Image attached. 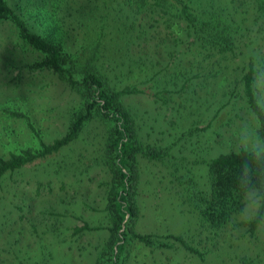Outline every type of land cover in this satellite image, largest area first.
Returning a JSON list of instances; mask_svg holds the SVG:
<instances>
[{
    "label": "trees",
    "instance_id": "16d2710c",
    "mask_svg": "<svg viewBox=\"0 0 264 264\" xmlns=\"http://www.w3.org/2000/svg\"><path fill=\"white\" fill-rule=\"evenodd\" d=\"M1 36L16 39L12 50L0 46V69L11 74L19 68L17 88H28L25 74L38 72L37 78H51L48 87L62 84L66 103L47 114L48 127L62 121L56 128L64 129L51 141L25 97L4 112L8 124L1 134L8 143L0 148V205L7 200L12 206L25 183L38 191L56 179L65 185L67 174L88 161V172L97 168L109 178L110 237L96 264H120L134 243L153 251L183 248L205 263V253L187 236L136 230L139 160L170 168L177 160L174 147L192 140L189 163L208 168L206 183L170 172V183L187 187L190 211L198 215L192 236L215 244L233 224L257 235L264 214L237 219L255 200L264 205V153L255 156L245 147L253 104L250 69L264 61V0H0ZM256 100L262 103V95ZM152 121L166 126L159 135L174 141H152ZM23 133L30 141L25 148ZM32 165L53 168L55 179L25 180L22 171ZM23 217L0 221V235ZM7 255L16 264H31V256ZM53 260L51 253L35 264Z\"/></svg>",
    "mask_w": 264,
    "mask_h": 264
},
{
    "label": "rangeland",
    "instance_id": "374dc122",
    "mask_svg": "<svg viewBox=\"0 0 264 264\" xmlns=\"http://www.w3.org/2000/svg\"><path fill=\"white\" fill-rule=\"evenodd\" d=\"M9 39L7 36H1L0 46L12 50L16 39L12 41ZM11 63H13L12 67L20 65L17 62H10V65ZM1 67L0 145L8 143L7 135L1 134L5 132L4 127L8 124L3 117L6 116L4 112L11 108L20 97L26 98L27 108L31 111L32 117L37 116V124L42 128L46 141L53 140L59 132H63L64 129L61 127L56 128L62 124V121L56 122V126L52 124L49 127L45 121L48 119L47 114L50 109L59 106L60 102L64 105L66 103L65 89L62 84L58 82L56 87L54 85L48 87L51 78H37L38 72L36 74L27 72L25 74L27 80L24 82L28 83V88L21 91L15 84L19 68L16 67L9 74L8 71H4L3 66ZM43 86H46V90L39 95V89ZM134 104L142 109L151 110L149 103L145 101L136 99ZM262 104H264V95H262ZM150 116L152 120L156 117L153 111ZM150 123L156 127V131L152 133V141L162 140L165 145L174 141L168 137V134L159 135V132L166 130V126L158 121ZM94 127H97V124ZM100 130L94 129V131ZM146 130L151 131L150 128ZM90 140L93 141V136ZM20 141L23 148L30 143L24 133ZM184 141L178 147H174L172 153L177 156V160L170 165V168L158 162L142 158L139 160L136 199L140 209V219L136 230L141 234L160 233L187 236L192 246H197L205 253L206 262L201 263L197 256L191 255L183 248L153 251L140 243H134L126 250L123 255L124 259L121 258L119 263L243 264L245 260H251L252 264H264V223L258 229L256 236H252L245 228L236 227L234 229L233 224L228 232L217 236L215 244L205 241L204 235L192 236V230L198 223V215L190 211L192 207L188 202L187 187L170 183V172L182 176V181L185 175L186 178H194V181L204 185L208 168L205 166L193 168L190 164L194 159L190 144L192 140L189 144H185ZM208 157L209 155H206L205 158ZM87 162L81 170L74 174H67L64 179L65 185L57 182L56 179L49 187L38 191L35 185L25 183L19 189L18 199H15L16 202H13L12 206L6 204L7 200L5 204L0 205L1 222H4L6 218L9 220L24 216L22 221L16 220L15 228H7L3 235H0V257L2 256L4 260L3 263L0 261V264L17 263L13 260V256L6 257L7 251L19 253L21 258L31 256V264L40 262L44 255L48 256L51 253L54 254V260L50 264H96L101 252V244L110 237L106 198L109 192L107 185L109 178L106 173L100 172L97 168L88 172ZM22 175L25 180L30 178L34 180L55 179L53 168L42 166H29L22 171ZM191 184L193 185V182ZM0 194L3 196V193ZM252 203L246 207L245 213L238 217V221L254 218ZM75 228L84 231L78 234L75 233Z\"/></svg>",
    "mask_w": 264,
    "mask_h": 264
},
{
    "label": "clouds",
    "instance_id": "9594fccd",
    "mask_svg": "<svg viewBox=\"0 0 264 264\" xmlns=\"http://www.w3.org/2000/svg\"><path fill=\"white\" fill-rule=\"evenodd\" d=\"M251 72V96L253 104L251 107V118L245 128V147L250 148L252 154L260 156L264 153V136L260 129L264 127V104L256 100L257 95H264V61L256 62L250 69ZM259 108V111H257ZM253 215L264 214V205L252 203Z\"/></svg>",
    "mask_w": 264,
    "mask_h": 264
}]
</instances>
